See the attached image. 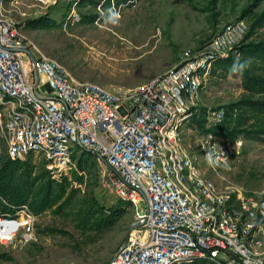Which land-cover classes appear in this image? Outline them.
I'll use <instances>...</instances> for the list:
<instances>
[{
	"label": "built area",
	"instance_id": "2783aa9c",
	"mask_svg": "<svg viewBox=\"0 0 264 264\" xmlns=\"http://www.w3.org/2000/svg\"><path fill=\"white\" fill-rule=\"evenodd\" d=\"M22 1L0 0V165L6 156L40 157L58 178L76 152L97 154L118 196L137 207L145 202L139 228L109 264H264V195L221 189L212 175L242 146L210 130L225 119V108L204 115L196 151L183 141L200 116V91L216 61L239 56L247 21L225 23L148 82L107 88L38 54L7 14L9 3ZM34 1L46 8L60 2ZM105 1L97 4L102 14ZM123 5L110 0L109 9ZM77 6L70 5L68 21L80 20ZM36 223L28 204L0 207V242L32 243Z\"/></svg>",
	"mask_w": 264,
	"mask_h": 264
},
{
	"label": "rangeland",
	"instance_id": "374dc122",
	"mask_svg": "<svg viewBox=\"0 0 264 264\" xmlns=\"http://www.w3.org/2000/svg\"><path fill=\"white\" fill-rule=\"evenodd\" d=\"M75 1L80 21H68L67 12ZM6 8L39 55L57 59L78 80L107 88L136 87L164 74L179 63L183 51L202 46L234 20L245 19L249 24L246 43L264 39V27L252 30L264 11V1L258 0H133L116 10L105 4L103 14L90 0H60L51 8L23 0ZM113 14H118L115 22ZM92 16H96L94 20ZM42 18L53 22L44 26L31 23ZM231 55L238 57L235 52ZM240 81L239 73L214 65L212 77L200 91V116L221 107L227 112V106L245 94ZM200 119L183 136L185 146L192 151L197 150L204 132ZM236 138L242 141L239 153L212 173L213 178L221 189L264 195V135L241 134ZM27 159L37 172L48 169L40 157ZM107 172L97 154L76 152L63 171L72 197L63 207L37 215L32 243L18 247L0 242V264H109L126 236L139 228L145 202L137 207L118 196L107 183ZM91 198L105 207L122 206L121 217L106 228L79 227L77 213L83 201Z\"/></svg>",
	"mask_w": 264,
	"mask_h": 264
},
{
	"label": "trees",
	"instance_id": "16d2710c",
	"mask_svg": "<svg viewBox=\"0 0 264 264\" xmlns=\"http://www.w3.org/2000/svg\"><path fill=\"white\" fill-rule=\"evenodd\" d=\"M99 4L101 0H90ZM133 0H117L127 4ZM264 1V0H258ZM104 4H110L106 0ZM96 16L90 17L94 20ZM89 20V18L87 19ZM53 22L42 18L31 23L34 26H44ZM264 27V11L253 23L252 30ZM250 32V30H249ZM252 32V31H251ZM249 35V33H248ZM247 35V36H248ZM247 41V37H246ZM239 56H227L218 59L215 66L231 71L237 58L241 63L247 61V67L239 73L240 86L244 90L242 98L227 106L226 117L222 123L210 128L218 135L236 138L241 134L254 136L264 135V39L245 42L239 47ZM216 71V69H215ZM233 72V71H231ZM238 112L235 117L234 112ZM201 118L203 125L204 117ZM28 158V157H27ZM4 157L0 165V207L8 211L11 205L28 204L38 215L56 206L60 208L66 204L69 197V180L61 175L56 178L49 169L37 172L35 164L28 159ZM6 201V203L4 202ZM122 215V206L105 207L96 199H86L77 213L78 226L82 228L101 229L114 225Z\"/></svg>",
	"mask_w": 264,
	"mask_h": 264
},
{
	"label": "clouds",
	"instance_id": "9594fccd",
	"mask_svg": "<svg viewBox=\"0 0 264 264\" xmlns=\"http://www.w3.org/2000/svg\"><path fill=\"white\" fill-rule=\"evenodd\" d=\"M116 16H118V14H113L112 22H115V17H116ZM247 64H248L247 61L241 63V62L239 61V58H237V61H236V63L233 65L231 71H233V72H236V71H242L244 68L247 67Z\"/></svg>",
	"mask_w": 264,
	"mask_h": 264
},
{
	"label": "water",
	"instance_id": "95a60500",
	"mask_svg": "<svg viewBox=\"0 0 264 264\" xmlns=\"http://www.w3.org/2000/svg\"><path fill=\"white\" fill-rule=\"evenodd\" d=\"M35 76L37 77V72L35 71ZM139 225V224H138ZM128 239H129V234L126 236V238H125V241H124V243H123V245H126L127 244V242H128ZM114 258V257H113ZM112 258V259H113Z\"/></svg>",
	"mask_w": 264,
	"mask_h": 264
},
{
	"label": "crops",
	"instance_id": "0c3cea01",
	"mask_svg": "<svg viewBox=\"0 0 264 264\" xmlns=\"http://www.w3.org/2000/svg\"><path fill=\"white\" fill-rule=\"evenodd\" d=\"M75 21H80V20H75Z\"/></svg>",
	"mask_w": 264,
	"mask_h": 264
}]
</instances>
